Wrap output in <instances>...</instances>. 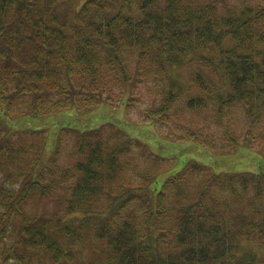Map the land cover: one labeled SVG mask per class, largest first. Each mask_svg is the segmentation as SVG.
I'll return each instance as SVG.
<instances>
[{
	"label": "trees",
	"instance_id": "obj_1",
	"mask_svg": "<svg viewBox=\"0 0 264 264\" xmlns=\"http://www.w3.org/2000/svg\"><path fill=\"white\" fill-rule=\"evenodd\" d=\"M143 83L147 119L182 141L264 146V0H0V245L62 264L91 227L107 251L90 264H264V173L189 161L162 183L163 159L110 124L58 126L47 161L43 132L13 131L128 108Z\"/></svg>",
	"mask_w": 264,
	"mask_h": 264
},
{
	"label": "rangeland",
	"instance_id": "obj_2",
	"mask_svg": "<svg viewBox=\"0 0 264 264\" xmlns=\"http://www.w3.org/2000/svg\"><path fill=\"white\" fill-rule=\"evenodd\" d=\"M148 82L149 85L152 84L151 80ZM148 87L147 83L137 86L134 93L139 96V98L135 97V102L129 104L128 108H125L124 105L121 104L122 102L119 104L112 101L113 104L111 106L109 105L98 108L96 111L91 113L90 116H79L76 119L74 117L72 118L69 113L65 112L50 119L26 118L18 121L17 125L13 127V131H27L29 133H31V131H36V135L40 134L41 136L43 132V134L46 135V144L42 159L43 161H47L51 157L55 147L59 129L58 126H60V128L67 127L83 131L110 124L123 131L130 138L135 139L146 146L154 156H158L163 159L160 163L163 171L160 177L162 183L169 177H172L176 173L180 172L183 169L184 163L189 161L201 163L207 168H210L212 172L216 174H235L244 172L255 174L264 173V146L259 143L257 144L260 146L255 147L256 151H254V149L247 150L241 148L236 156L222 158L212 154L209 149L194 141H182L179 133H184V131H181L183 128H175L173 123L175 121L174 118L173 121L171 117L170 122H167L166 125H160L159 122L154 123L148 120L146 117L147 109L155 105L156 100L154 99H159L156 96L157 93H154L151 89L150 92L148 91ZM68 121L70 123H68ZM153 124H155V126ZM185 133L187 135V132ZM33 142V140L30 141V143ZM9 188L14 192H18L20 185H11ZM37 209L38 208L34 207L29 210L38 211L39 209ZM52 210L57 211L54 205L43 209V211H46L43 218H51V212H53ZM40 211L42 212V207ZM27 216L32 217L33 215ZM79 224L80 223L78 222L75 227L78 228ZM80 235L82 238L78 241L77 245H74L73 248L74 254L72 261H64L62 264H90V262L95 263L102 260V256L99 252H106L107 250L104 248V245L95 241V232L93 228L87 227L80 233ZM7 247L8 246L0 245V251ZM15 248L16 247H14V249ZM22 250L27 251L28 249L22 248ZM28 253L29 252L25 254L22 253L21 256L24 257ZM1 256L2 255H0V257ZM29 256H32L31 261H28L30 264H46L45 262H42V256L38 253L31 252V255ZM261 257L264 259V256Z\"/></svg>",
	"mask_w": 264,
	"mask_h": 264
},
{
	"label": "flooded vegetation",
	"instance_id": "obj_3",
	"mask_svg": "<svg viewBox=\"0 0 264 264\" xmlns=\"http://www.w3.org/2000/svg\"><path fill=\"white\" fill-rule=\"evenodd\" d=\"M3 250V249H2ZM0 251V255H2L0 257V264H30L28 263L27 259H29V253L26 256H16L15 254H25L27 252H30L29 250H21L19 248H15L14 247H7L4 248L3 251ZM15 253V254H14ZM27 260L25 262H21V260Z\"/></svg>",
	"mask_w": 264,
	"mask_h": 264
}]
</instances>
